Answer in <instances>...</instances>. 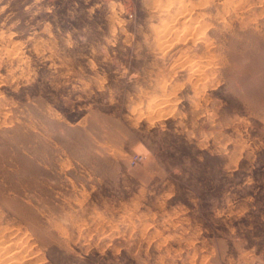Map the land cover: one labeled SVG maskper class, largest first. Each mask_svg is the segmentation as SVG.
Segmentation results:
<instances>
[{
    "label": "rangeland",
    "instance_id": "obj_1",
    "mask_svg": "<svg viewBox=\"0 0 264 264\" xmlns=\"http://www.w3.org/2000/svg\"><path fill=\"white\" fill-rule=\"evenodd\" d=\"M0 264H264V0H0Z\"/></svg>",
    "mask_w": 264,
    "mask_h": 264
}]
</instances>
